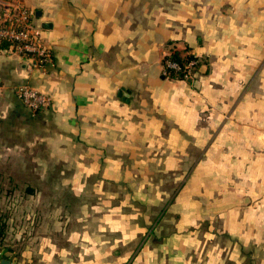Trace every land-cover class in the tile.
Segmentation results:
<instances>
[{
	"label": "crops",
	"instance_id": "obj_1",
	"mask_svg": "<svg viewBox=\"0 0 264 264\" xmlns=\"http://www.w3.org/2000/svg\"><path fill=\"white\" fill-rule=\"evenodd\" d=\"M15 2L52 58L0 46V140L37 168L0 184L54 198L4 258L264 264V0ZM174 52L198 59L192 78L163 74ZM24 82L50 104L27 109Z\"/></svg>",
	"mask_w": 264,
	"mask_h": 264
},
{
	"label": "built area",
	"instance_id": "obj_2",
	"mask_svg": "<svg viewBox=\"0 0 264 264\" xmlns=\"http://www.w3.org/2000/svg\"><path fill=\"white\" fill-rule=\"evenodd\" d=\"M3 43H7L4 51L21 54L28 60L31 69H43L51 61L52 52L42 40L41 29L35 22L33 12L17 4L15 0H2L0 3V46ZM197 64L196 57L181 65L167 56L163 74L175 77L181 72L183 74L181 79H189L193 77ZM15 92L30 111L45 108L51 102L50 95L28 82L18 85ZM5 255L6 250L0 244V261Z\"/></svg>",
	"mask_w": 264,
	"mask_h": 264
},
{
	"label": "rangeland",
	"instance_id": "obj_3",
	"mask_svg": "<svg viewBox=\"0 0 264 264\" xmlns=\"http://www.w3.org/2000/svg\"><path fill=\"white\" fill-rule=\"evenodd\" d=\"M10 138L0 140V159L7 157L15 158L12 162H0V171L8 174L21 173L19 170L24 168L26 172L36 170V164L33 163V149L31 145L26 147L11 146L14 143ZM25 157L26 161L21 162L20 158ZM19 158V161H16ZM27 178L21 176L13 179L3 178L0 187V228L4 225L3 239L0 243L5 250L7 248H14L18 243L23 242L25 234L31 232L33 223V214L38 217V205L40 202H45L48 198L54 196H33L29 194L28 189L33 188ZM48 197V198H47ZM36 208V210H35ZM38 208V209H37ZM38 212V213H36Z\"/></svg>",
	"mask_w": 264,
	"mask_h": 264
},
{
	"label": "trees",
	"instance_id": "obj_4",
	"mask_svg": "<svg viewBox=\"0 0 264 264\" xmlns=\"http://www.w3.org/2000/svg\"><path fill=\"white\" fill-rule=\"evenodd\" d=\"M3 45L4 46H6L7 45V43H3ZM169 58H171L172 60H174V61H177V62H179L181 65H184V64H186V62H188L189 60H191L192 58H194V56L193 55H188V56H186L185 58L184 57H181L180 56V54L178 53V52H174V53H172L170 56H169ZM176 74V73H175ZM182 76H183V74L180 72V73H178V74H176L175 75V77H178V78H182ZM1 190V189H0ZM1 220V219H0ZM3 227H4V225H2V228H0V242H2V239H3V231H4V229H3Z\"/></svg>",
	"mask_w": 264,
	"mask_h": 264
},
{
	"label": "water",
	"instance_id": "obj_5",
	"mask_svg": "<svg viewBox=\"0 0 264 264\" xmlns=\"http://www.w3.org/2000/svg\"><path fill=\"white\" fill-rule=\"evenodd\" d=\"M122 95H123V93H122ZM0 264H10V260L7 259V258H4V259L1 261Z\"/></svg>",
	"mask_w": 264,
	"mask_h": 264
}]
</instances>
